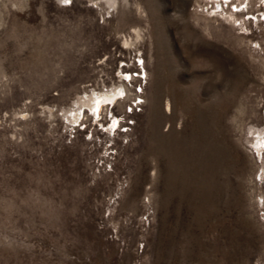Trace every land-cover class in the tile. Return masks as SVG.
<instances>
[{"label": "rangeland", "instance_id": "374dc122", "mask_svg": "<svg viewBox=\"0 0 264 264\" xmlns=\"http://www.w3.org/2000/svg\"><path fill=\"white\" fill-rule=\"evenodd\" d=\"M106 5L0 0V264H264V0Z\"/></svg>", "mask_w": 264, "mask_h": 264}, {"label": "bare ground", "instance_id": "6f19581e", "mask_svg": "<svg viewBox=\"0 0 264 264\" xmlns=\"http://www.w3.org/2000/svg\"><path fill=\"white\" fill-rule=\"evenodd\" d=\"M61 1H64V0H61ZM125 1V0H124ZM106 4L108 5L109 8H112L113 6H115L116 4V0H105ZM106 5V6H107ZM143 36V35H142ZM134 37H135V40H138L139 37H140V33L138 30H135L134 31ZM135 43V41H133V44ZM126 44H132L130 41L129 42H126ZM119 88V87H118ZM115 89V88H114ZM112 92V91H111ZM118 92V91H117ZM109 93V92H108ZM112 94V93H111ZM104 95V94H103ZM103 95H91L89 96L86 100H80L82 104L81 105H85L87 106L91 111H96V108L98 106V104L101 102H104V101H108L110 100V98H107V97H104ZM107 95V94H106ZM109 95V94H108ZM110 97V96H108ZM112 98H114V96H112ZM111 101V100H110ZM75 115V114H74ZM76 116V115H75ZM74 116V117H75Z\"/></svg>", "mask_w": 264, "mask_h": 264}, {"label": "snow or ice", "instance_id": "6c2138e0", "mask_svg": "<svg viewBox=\"0 0 264 264\" xmlns=\"http://www.w3.org/2000/svg\"><path fill=\"white\" fill-rule=\"evenodd\" d=\"M64 2H65V3H68V2H69V0H64Z\"/></svg>", "mask_w": 264, "mask_h": 264}]
</instances>
